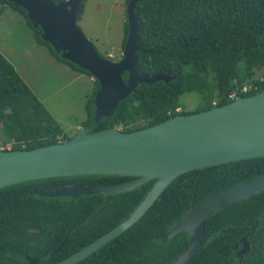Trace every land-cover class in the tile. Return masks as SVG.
<instances>
[{
	"label": "trees",
	"instance_id": "16d2710c",
	"mask_svg": "<svg viewBox=\"0 0 264 264\" xmlns=\"http://www.w3.org/2000/svg\"><path fill=\"white\" fill-rule=\"evenodd\" d=\"M0 5L21 15L35 41L48 47L56 61L92 78L88 71L62 59L40 38L41 29L32 26L25 10L8 0H0ZM135 13L141 48L136 53L138 70L147 75L169 74L174 79L137 86L111 117L101 119L94 131L118 128L132 132L264 91V0H142ZM127 33L126 19L122 47ZM92 80L94 86L86 95V118L80 122L81 127L93 124L99 83ZM245 85L248 90L242 92ZM191 92L198 93L202 102L195 110L185 111L180 97ZM71 137L0 52V143L10 144L9 150H32ZM262 175L264 157L184 173L165 188L137 223L76 264H165L188 245L185 232L165 244L161 242L186 212L215 192ZM133 179L117 175L68 176L0 189V264H22L27 257L39 260L38 264H55L71 256L125 221L155 179L116 195L98 193L72 199L43 197L41 193L74 184L105 186ZM249 207L258 217L264 208V192L208 217L205 231L214 236L191 264H238L233 253L224 255L238 239L234 230L230 234L218 231L239 214L249 215ZM63 240L61 249L53 254ZM258 257L255 252L242 264H261Z\"/></svg>",
	"mask_w": 264,
	"mask_h": 264
},
{
	"label": "water",
	"instance_id": "95a60500",
	"mask_svg": "<svg viewBox=\"0 0 264 264\" xmlns=\"http://www.w3.org/2000/svg\"><path fill=\"white\" fill-rule=\"evenodd\" d=\"M25 10L40 38L64 60L88 71L99 83L94 97L93 124L80 128L69 140L32 150H0V189L27 181L83 175L131 176L135 179L105 186L74 184L63 186L43 197H69L98 193L116 195L135 190L154 180L152 188L129 217L71 256L55 264H76L119 236L146 213L165 188L178 176L202 168L264 157V91L236 97L232 102L209 110L176 115L156 125L123 132L118 128L94 131L101 119L111 117L119 103L137 86L174 76L143 74L137 67L138 18L135 7L142 0H129L126 7L127 38L122 59L101 57L94 44L77 25L84 0H8ZM127 74L126 81L123 80ZM264 191V175L211 194L194 205L181 222L161 240L167 243L181 232L188 245L165 264H191L202 251L210 234L205 220L226 205ZM65 240L53 251L57 253ZM26 258L22 264H37Z\"/></svg>",
	"mask_w": 264,
	"mask_h": 264
},
{
	"label": "rangeland",
	"instance_id": "374dc122",
	"mask_svg": "<svg viewBox=\"0 0 264 264\" xmlns=\"http://www.w3.org/2000/svg\"><path fill=\"white\" fill-rule=\"evenodd\" d=\"M126 7V0L84 1L77 25L103 58L115 61L122 57ZM0 51L63 130L74 136L82 128L80 122L86 118L84 105L86 95L93 89V78L56 61L48 47L35 41L23 17L1 5ZM239 68H243L242 62ZM201 102L196 92L180 97L185 111L195 110ZM10 147V144L0 143V150Z\"/></svg>",
	"mask_w": 264,
	"mask_h": 264
},
{
	"label": "flooded vegetation",
	"instance_id": "af4514ba",
	"mask_svg": "<svg viewBox=\"0 0 264 264\" xmlns=\"http://www.w3.org/2000/svg\"><path fill=\"white\" fill-rule=\"evenodd\" d=\"M121 59H122V57L118 60H115V61H119ZM250 181H252V180H250ZM246 182H248V181H246ZM263 192L264 191H262L261 193H263ZM261 193H259V194H261ZM248 198H250V197H248ZM248 198H245V199H248ZM245 199H242L240 201H243ZM240 201H236V202H240ZM233 203H235V202H233ZM230 204H232V203H230ZM230 204H228V205H230ZM241 208H243V207L241 206L240 209ZM248 213H250V214L246 215L245 212L242 215L239 214L238 217H236L233 222H231L230 224L221 228L218 231L221 234H230V232L234 230V235L238 237V239L235 242H233V244L230 246V248L225 250L224 255L227 256L228 254L233 253L234 259L237 261V263L242 264V262L244 261V259L246 257H248L249 255L253 256V254L256 252V253H259L258 260H261V264H264V208H263L261 214L256 218L253 215L254 211L250 207L248 209ZM204 230H205V225H204ZM205 233L210 234V236H209L208 240L206 241V243L204 244V247L208 243V241L214 236L213 232H206L205 231ZM37 261H38L37 262V264H38L39 260H37ZM223 262H226V260L224 259Z\"/></svg>",
	"mask_w": 264,
	"mask_h": 264
},
{
	"label": "built area",
	"instance_id": "2783aa9c",
	"mask_svg": "<svg viewBox=\"0 0 264 264\" xmlns=\"http://www.w3.org/2000/svg\"><path fill=\"white\" fill-rule=\"evenodd\" d=\"M248 90V86L245 85L242 89V92H246ZM230 97H234V94H231ZM215 104V102H213ZM177 111H179V109H177Z\"/></svg>",
	"mask_w": 264,
	"mask_h": 264
},
{
	"label": "crops",
	"instance_id": "0c3cea01",
	"mask_svg": "<svg viewBox=\"0 0 264 264\" xmlns=\"http://www.w3.org/2000/svg\"><path fill=\"white\" fill-rule=\"evenodd\" d=\"M1 52V51H0ZM2 53V52H1ZM3 54V53H2ZM4 55V54H3ZM5 56V55H4ZM6 58V57H5ZM7 59V58H6ZM8 60V59H7ZM9 61V60H8Z\"/></svg>",
	"mask_w": 264,
	"mask_h": 264
}]
</instances>
